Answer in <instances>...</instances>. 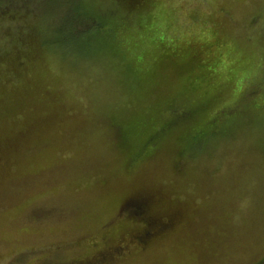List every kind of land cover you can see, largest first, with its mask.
I'll list each match as a JSON object with an SVG mask.
<instances>
[{"label": "rangeland", "instance_id": "374dc122", "mask_svg": "<svg viewBox=\"0 0 264 264\" xmlns=\"http://www.w3.org/2000/svg\"><path fill=\"white\" fill-rule=\"evenodd\" d=\"M32 1L18 22H0V65L8 67L7 53L43 57L39 75L49 90L42 96V83L25 99L30 81H7L8 71H0V264H84L110 250L112 264L264 262V111L234 121L203 145L178 130L153 156L137 160L146 142L138 123L152 100L141 98L121 43L102 34L67 38L65 55L44 53L33 35L60 24L78 0ZM79 1L124 16L118 0ZM164 4L168 14L176 11L172 27L180 34L215 19L229 48L264 61V0ZM168 25L150 37L162 29L168 35ZM141 189L150 199L167 191L184 205L186 218L145 246L125 242V253H116L132 226L125 200Z\"/></svg>", "mask_w": 264, "mask_h": 264}, {"label": "trees", "instance_id": "16d2710c", "mask_svg": "<svg viewBox=\"0 0 264 264\" xmlns=\"http://www.w3.org/2000/svg\"><path fill=\"white\" fill-rule=\"evenodd\" d=\"M118 1L125 9L121 18L115 11L106 12L100 6L94 10L90 4L82 5L78 0V6L74 10L70 7L60 24L52 23L33 38L39 41L44 53L53 49L65 55L64 48L79 37L92 39L102 34L108 41L116 37L128 56L141 98L152 100L138 123L146 142L141 145L139 155H135L137 160L153 156L161 142L178 130L183 131L184 140L203 145L234 121L240 122L264 111V61L229 48L226 32L215 19L200 22L189 33L180 34L178 28L172 27L177 25L176 11L172 16L162 9L165 0ZM28 4L29 0H0V22H18L16 17L19 13L26 14ZM37 14L41 16L40 12ZM133 16L138 20L132 21ZM105 22L111 23L109 31ZM12 23L5 26V31ZM162 23L169 24L165 26L169 29L168 35L162 29L160 37H150V32ZM67 38L74 40L70 43ZM38 58L25 59L19 55L13 58L7 53L3 61L8 67L0 65L2 74L8 71L7 81L20 77L30 81L25 99L41 91L43 84L47 85L39 75L45 69L41 63L43 57L40 61ZM240 82L243 84L239 85ZM46 90L41 92L42 96L48 94V87ZM145 192L141 189L125 200L123 214L132 226L124 229L119 237L122 245L116 253H125V242L145 246L155 236L174 230L186 218L184 205L176 204L167 191L151 199L150 193ZM110 251H101L82 263L112 264L116 255Z\"/></svg>", "mask_w": 264, "mask_h": 264}]
</instances>
